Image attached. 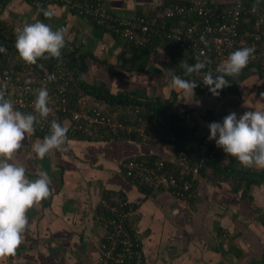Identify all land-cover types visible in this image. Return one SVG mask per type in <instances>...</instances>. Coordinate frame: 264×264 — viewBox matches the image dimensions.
Wrapping results in <instances>:
<instances>
[{"label": "crops", "instance_id": "0c3cea01", "mask_svg": "<svg viewBox=\"0 0 264 264\" xmlns=\"http://www.w3.org/2000/svg\"><path fill=\"white\" fill-rule=\"evenodd\" d=\"M205 1L226 4L233 0H105V6L113 15L131 19L153 15L172 3ZM44 12L50 15L46 17ZM36 21L66 30L62 64L47 59L38 61L43 68L28 65L16 52L6 64L1 59L2 65L17 62L33 73L55 67L71 72L65 63L73 54L77 68H86L81 77L89 86L103 85L113 95L140 99H169L175 94L174 107L185 113L191 138L182 149L175 136L152 118L143 126V137L135 134L134 138L110 141L94 128L67 138L60 150L41 160L32 146L49 134L36 129L26 136L11 163L24 166L29 179L46 171L52 179L51 195L27 212L29 225L23 242L15 255L0 259V264H97L104 229L96 222L94 211L107 192L136 206L131 223L142 244L141 264H264V180L247 186L237 178L238 171L257 174L264 169L243 167L208 139V125L222 122L229 113L239 117L246 111H264V68L252 69L244 79L234 78L219 96L197 88L193 96L186 95L173 88L166 75L168 69L177 75V57L169 46L163 44L160 51L152 46L136 47L68 8L44 0L40 7L26 0H0L1 32L16 37V29ZM71 78V87L84 94L73 74ZM85 94L122 123L138 119V112L128 102L110 108ZM202 145L207 149L204 154ZM186 150L203 162L226 161L225 155L232 158L222 170L207 167L203 174L200 170L195 197L188 203L163 191L145 193L122 172L121 163L126 159L152 156L171 160L172 155H186Z\"/></svg>", "mask_w": 264, "mask_h": 264}, {"label": "built area", "instance_id": "2783aa9c", "mask_svg": "<svg viewBox=\"0 0 264 264\" xmlns=\"http://www.w3.org/2000/svg\"><path fill=\"white\" fill-rule=\"evenodd\" d=\"M26 1L37 7L41 4L40 0ZM44 3L64 6L136 47L152 46L154 51H160L163 44L169 46L175 50L177 73H184L180 63L195 64L198 56L201 60L207 58L210 63L201 74L190 75L198 83L199 91L209 92L202 82L203 73L211 69L215 74V69L227 56L240 48L255 50L254 59L242 72L254 66L264 68V0H233L226 4L214 1L172 3L153 15L131 19L110 13L105 0H44ZM202 36L206 43L201 41ZM28 71L20 68L17 62L5 66L0 63V90L13 101L14 108L37 115L40 132L50 134V123L57 120L69 129L67 138L90 133L94 128L110 141L128 134L143 137V119H135V124L120 122L98 103L89 101L85 93H77L71 87L72 73L67 69L55 67L43 73ZM49 76L53 79L49 80ZM41 87H47L49 106L53 110L46 119L40 118L34 108V90ZM202 149L201 154H204L206 146L202 145ZM202 165V160L192 161L187 155H172L171 160L154 158L152 162L146 157H132L121 163L124 176L137 187L150 192L163 191L184 203L195 197ZM135 211V204L122 196L114 197L107 192L100 197L94 218L103 227L104 235L97 264L142 263V244L131 223Z\"/></svg>", "mask_w": 264, "mask_h": 264}, {"label": "clouds", "instance_id": "9594fccd", "mask_svg": "<svg viewBox=\"0 0 264 264\" xmlns=\"http://www.w3.org/2000/svg\"><path fill=\"white\" fill-rule=\"evenodd\" d=\"M47 17L50 14L44 12ZM204 41V37H201ZM66 47V30L53 29L50 24L36 21L26 23L16 29L15 48L19 57L28 65L43 68L38 61L47 59H62V50ZM0 46V53L6 52ZM254 48L243 47L230 53L216 69L203 73V84L208 87L213 96H219L220 91L230 87V79L241 74L254 59ZM195 64L180 63L186 76L200 75L210 63L198 56ZM172 87L186 95H194L198 86L195 80H189L176 75L173 69H168ZM49 80L53 77L49 76ZM35 112L46 119L52 114L50 96L47 87L34 90ZM264 95V93H261ZM37 115L15 110L11 99L6 98V92L0 90V259L16 254L23 242L24 233L29 225L27 212L39 202L51 195L52 179L46 171H40L36 179H29L27 169L16 163H11L23 146L26 136L34 134L38 123ZM209 140H214L218 148L234 157L246 168L264 169V111H246L239 117L235 112L229 113L222 122H212L208 125ZM69 129L57 120L50 123V134L43 140L33 144L34 153L41 160L53 150H60L66 143Z\"/></svg>", "mask_w": 264, "mask_h": 264}, {"label": "trees", "instance_id": "16d2710c", "mask_svg": "<svg viewBox=\"0 0 264 264\" xmlns=\"http://www.w3.org/2000/svg\"><path fill=\"white\" fill-rule=\"evenodd\" d=\"M15 38L16 37L12 36L10 34V32L3 33L0 31V46H4L7 49L6 52L0 53V60L2 59L1 62L4 64H6L8 58H10V54H14L17 52L16 48H15ZM69 57H70V59L68 58L69 60L65 63V65L73 74L76 83L82 89V91H84L85 93H87L89 96L96 99L100 103L107 104L110 108L115 107L114 105H112V102H128L129 105H131V108L136 109V111L138 112V114H139L138 118L143 119L145 122H149V120H151L152 118H157L160 125H162L161 127L164 129V131H166V133L173 134L176 138V144L185 150L187 142L191 138V136L188 132V129L185 128V124H184L185 116H186L185 113L184 112H178L174 107L175 94H172L169 99H161L158 97H156L154 99H140L138 96H135V95H132V96L131 95H124V96L113 95L103 85L102 86L101 85L89 86V85L85 84V82L82 80L81 74L86 71V68L85 67L77 68L78 63H77V59H76L75 55L71 54V55H69ZM62 59H64L63 56H62ZM62 59H61V62H60V60H56V59H48V60L49 61L52 60L53 62H60L62 64ZM254 67H251V68L243 71L239 76H237V80H241V79L246 78L248 76V74L250 73V71H252V69H254ZM177 75L181 76L182 78L192 80V77H190V75L185 76L184 73H181V74L177 73ZM234 78H236V77H232V78H228V79L233 80ZM136 104H140L141 106L137 107ZM143 104H148V106L150 108L155 109L158 112H160L164 117V121L162 120V118L160 116L151 112L149 109L144 108ZM124 122L135 124L136 120L132 119L131 121L127 120ZM36 126H37L36 127L37 131L40 132V130L38 129V124H36ZM163 133L165 134V132H163ZM127 137L134 138L135 134H128ZM105 140H108V138H105ZM114 140H120V139L115 138ZM185 154L192 161L198 160V157L196 155H192L187 150H186ZM225 158H226V161L224 160L225 162L224 161H217L214 159L213 160H209V159L205 160L203 162L202 167H201V174L204 173V170L207 167L213 168V169H221L222 167L227 166L228 161L229 160L231 161L232 158L228 157L227 155H225ZM146 159L148 161L152 162L154 158L152 156H146ZM228 168H230V167H228ZM238 173H239V176L237 178L239 179V182H244V184L247 186L260 183L264 180V173L263 172L254 174V173H248V172H244V171H238ZM140 189L145 193L150 192L149 190H147L146 188H143V187H140Z\"/></svg>", "mask_w": 264, "mask_h": 264}, {"label": "water", "instance_id": "95a60500", "mask_svg": "<svg viewBox=\"0 0 264 264\" xmlns=\"http://www.w3.org/2000/svg\"><path fill=\"white\" fill-rule=\"evenodd\" d=\"M112 104H117V105L124 104V105H126L127 103H126V102H112ZM136 106H137V107H140L141 105H140V104H136ZM143 107L149 109L151 112H153V113H155L156 115L160 116V117L162 118V120L164 121V117H163V115H162L160 112H158V111L155 110V109L150 108V107L148 106V104H143Z\"/></svg>", "mask_w": 264, "mask_h": 264}, {"label": "rangeland", "instance_id": "374dc122", "mask_svg": "<svg viewBox=\"0 0 264 264\" xmlns=\"http://www.w3.org/2000/svg\"><path fill=\"white\" fill-rule=\"evenodd\" d=\"M257 88H258V86H257Z\"/></svg>", "mask_w": 264, "mask_h": 264}]
</instances>
